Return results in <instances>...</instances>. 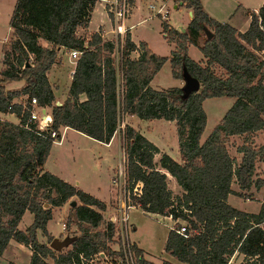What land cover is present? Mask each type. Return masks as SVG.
<instances>
[{
    "label": "trees",
    "instance_id": "16d2710c",
    "mask_svg": "<svg viewBox=\"0 0 264 264\" xmlns=\"http://www.w3.org/2000/svg\"><path fill=\"white\" fill-rule=\"evenodd\" d=\"M14 1L8 19L10 48L3 50L0 68V112L19 119L0 118V253L13 237L30 247L28 264H93L78 254L85 259L100 250L119 254L107 246L113 224L107 221L101 226V211L107 204L43 168L52 138L38 134L33 123L24 128L27 112L12 102L28 95L39 105H50L51 128L60 131L59 127L69 126L102 142L115 133L123 116L173 121L179 161L163 151L158 162L181 187L176 196L165 172L152 161L158 147L128 122L120 129L128 185L142 182L135 197L141 209L187 221L186 236L167 230L163 248L176 262L163 260L161 264H264V176L252 178L256 160H264V143L255 145L252 140L257 130H264V3L249 12V24L240 32L209 17L200 0H172L192 16L183 31L173 29L166 20L160 22L163 38L174 44L166 57L151 53L143 41L136 46L127 32L120 50L115 40L103 39L97 32L77 35V28L88 23L93 0ZM203 28L211 38L207 39ZM201 34L205 38L197 45ZM189 45H197L202 60L194 62L188 56ZM60 49H76L81 54L65 99L57 104L46 72L59 60ZM116 50L118 62L112 54ZM133 51L137 58L131 57ZM166 61L173 79L182 78L186 70L198 80L199 90L184 97L180 87L153 89L149 82ZM214 66L224 76L217 75ZM6 82L23 85L10 90ZM81 94L84 101L78 100ZM214 97L233 101L200 140L206 125L202 102ZM234 134L242 135L235 164L227 147ZM233 178L242 191H236L240 196L251 186L263 187L257 210L228 203L227 194H235ZM70 197L79 203L70 205L65 226L75 223L78 233L67 248L54 250L49 247L52 236L46 224L52 207ZM24 210L32 214V222L19 229ZM38 232L45 241L38 239ZM131 247L139 264H147L142 250L135 243ZM237 252L242 260L230 262ZM7 264L18 263L9 260Z\"/></svg>",
    "mask_w": 264,
    "mask_h": 264
},
{
    "label": "rangeland",
    "instance_id": "374dc122",
    "mask_svg": "<svg viewBox=\"0 0 264 264\" xmlns=\"http://www.w3.org/2000/svg\"><path fill=\"white\" fill-rule=\"evenodd\" d=\"M12 0H0V68L4 65L2 62L3 59V50H9L10 40H11V33L8 28V15L10 10V3ZM176 18L171 19V22H175L178 20V15L175 13ZM153 16L154 13H153ZM185 16V15H184ZM180 17V16H179ZM157 25H158V17H154V19L147 21L146 23V30L147 34L151 39V43L154 46H158L159 44V34H157ZM80 32V31H79ZM5 36V39L3 38ZM79 36H82L81 34ZM7 38V41H6ZM204 35L201 34L200 39L196 41V44H201L204 40ZM163 42V41H162ZM42 46H45V43L40 41ZM165 44L162 43L159 45L157 52H160V55L168 54L169 52L166 49ZM197 45H195L197 47ZM198 51V50H197ZM191 57L195 59L196 53L190 50ZM200 53V51H198ZM115 56V61L118 62L120 60V53L119 50L113 51ZM201 54V53H200ZM60 57V56H59ZM61 60L57 61L55 64L56 68L48 71V78L50 79L53 88H55V94H59L58 90L61 89V86L66 83V80L69 78L68 68L69 66L67 62L63 64V58L60 57ZM63 62V63H62ZM58 69V70H56ZM214 71L219 76H224V72L222 69H219L217 66H214ZM56 72H59V75H56ZM59 76V77H57ZM54 78L57 80L54 82ZM181 80V87L183 86L182 78H177ZM119 82V80H118ZM22 83V82H21ZM176 81L171 77L169 71V64L166 62L162 68L159 69L157 77L152 82L153 88H158L156 85H160L162 88H172L176 86ZM22 84L17 82L5 83V86L8 89H19ZM160 88V87H159ZM158 88V89H159ZM25 98L21 97L18 99H13L21 101ZM55 102L58 100H63V97L56 96L54 98ZM231 98L228 97H214L205 99L203 101V107H205V111L207 114V122L204 128V132H202V137L208 134L211 128L215 125V122L221 118V116L225 113V111L230 107ZM50 107V105H49ZM2 113V112H1ZM0 113V117H3V114ZM123 119V118H122ZM10 121H17L15 116H10ZM128 123L135 128H140V132H142L148 139L153 140L157 144L160 143H167L173 146V140L176 138V130L175 126L173 125V121L166 120L163 118L157 119L153 118L151 120H144L139 119L133 116L131 119L128 120ZM149 125V128L146 126ZM143 130V131H142ZM255 145H259L264 143V130H259L258 132L254 133L252 138ZM121 131L116 132L115 136V145L112 144L111 146H104L94 143L93 141H89L87 138H83L82 136L71 132L68 130L66 138L63 140L62 144L54 145L53 149L50 151V156L55 157V162L62 173L67 179H80L79 183L84 186L85 188L89 189H97L100 190V193H104L106 188H109V191L112 192L114 195L113 190V183L108 182L107 175L103 174V168L100 166L95 174L94 170L97 165H102V161L104 160L105 154H111L112 156L114 153L117 156L115 160V166L119 164L122 158V145H121ZM242 143V135L234 134L231 138L227 141V147L230 157L234 160V164L238 161L237 159L240 157V152L236 150V146ZM117 147V148H116ZM53 150H55L53 152ZM53 152V153H52ZM94 154L93 160L87 158V155ZM90 156V155H89ZM174 159L179 161L178 152L177 150L174 152ZM81 166V167H80ZM113 169V170H114ZM82 175H85L81 177ZM76 176V177H75ZM255 176H264V160L257 159L255 162V166L253 169L252 178ZM168 187L171 190L172 196L179 195L182 191L181 188H178L176 191L174 186L171 185L170 180L167 183ZM231 187L235 191V194H231L228 199V203H230L234 207H238L240 209H244L246 211H253L256 210L258 203L262 199V190L263 187L256 189L255 187L251 186L247 191L243 192L245 196H240L236 194V191H240L236 179H232ZM242 192V191H240ZM69 199H74L77 203V199L75 197H70ZM111 201L106 205V209H112L115 205L114 198L110 199ZM69 201L64 203L62 206H54L52 207V214L53 216L50 218L49 226L53 231L58 232L55 236L58 239H63L64 237H73L78 233L75 223H70L69 225L65 226L66 224V215L69 213ZM108 215V214H107ZM106 214H102V227L106 223ZM128 218L129 223L132 225V228L128 230V237L131 242L135 243L137 247L142 250L143 255L148 259V264H161L163 260H168L171 262H176V259L173 255L169 254L167 251L164 250V241L166 238V232L168 230V224L170 220L167 217H160L159 215H154L142 211L141 208L134 207L128 210ZM38 239L45 241L46 239L44 236L38 232L37 236ZM69 246L66 245L61 249H65ZM10 247H7L5 251L2 253L1 258L4 256L9 255ZM50 262L51 259H48ZM2 264V263H1Z\"/></svg>",
    "mask_w": 264,
    "mask_h": 264
},
{
    "label": "crops",
    "instance_id": "0c3cea01",
    "mask_svg": "<svg viewBox=\"0 0 264 264\" xmlns=\"http://www.w3.org/2000/svg\"><path fill=\"white\" fill-rule=\"evenodd\" d=\"M130 2H131V10H130V14L128 15L129 17L127 18V20L125 22V25L127 27L129 26V28L127 29L126 32L130 35L131 41L136 46L138 45L139 41H143L146 44L148 50L151 53H154L157 56L160 55V52H157V50L159 48V45L164 43L165 44L164 46H166V49H167V51L169 53L168 54H164V55H160V56L168 57L170 55L171 51L174 50V44L167 43L165 41V39L163 38V34H161L160 22L162 20H166L168 22V24L170 25V27H172L173 29H175V30L177 29V30H182L183 31L185 29L186 25L188 24V22L191 19V16L189 15L190 11L187 8H185L183 5H178L176 3L174 4L172 0H130ZM14 3H15L14 0H12V2L10 3V6H9L10 10H9L8 19H9V16L11 15ZM200 3H201V6H202V9L204 10V12L206 14H208L209 17L214 18L215 20H217V21H219L221 23H227L230 26L234 27L237 31L243 32L247 28V26L249 24V20H250V13L249 12L250 11H256L257 8L262 3H264V0H200ZM161 5L163 6V9L166 10V19L162 18L161 15H159V14L153 16V13ZM175 13L178 15V20L176 22H175V20H174V22H171V19H175L176 18ZM156 16L158 17V25H157L156 32H157V34H159V38L160 39H159V43H158L159 45L158 46H155V45L153 46L152 43H151V39H150V37L147 34V30H146L145 26H146L147 21H149V20L152 21V19H154V17H156ZM8 22H9V20H8ZM109 27H110V21H109L108 17L103 12H101L99 7H94L92 9V11L89 12L88 23L85 26H83V28H80V27L77 28L76 34L77 35L81 34L82 36L88 37V35L90 33H94V32L99 31L101 33L104 32V34L106 36H110L108 34ZM9 31H10V29H9ZM200 36H199L198 39H200ZM191 49H192V51H194L196 53L197 57L195 59H193L191 57V54H190L191 53L190 52ZM197 50H198L197 47L193 46V45H189L187 47L188 56L194 62L195 61H200V60L203 59L202 55ZM66 51L63 50V49H60L58 55L61 58H63L62 59V61L64 62V63L62 62L63 64H65L67 62V64L69 65V66H67V68H68V73H70V74H69V78L66 80V83L63 85V87L61 86V89L58 90V92H59L58 95L55 94V92H54L55 88H53V85H55V84L52 85L50 79L48 78V74H47L48 71L52 70L53 68H56L55 67L56 63L52 64V66L46 72L47 78H48L49 83H50V85L52 87V92L54 93V96L55 97L56 96H60V98L63 97V100H58L57 99L56 102H58V103L63 102L64 99H65V96L67 94V92H66L67 91V87H68L69 82L71 80L72 69H73V66H74V64L72 65V64H70L67 61ZM60 57H59V60H61ZM131 57L132 58H137L138 57L137 51L131 52ZM162 66L160 68H162ZM159 69H158V72H159ZM56 70H58V69H56ZM158 72L152 78V80L149 82V85L152 88H153L152 82L155 79V77H157ZM58 73L59 72H56V75H59ZM170 74H171V71H170ZM57 77H59V76H57ZM56 80H57V78H54V82ZM175 81L177 82L175 87H181V80L180 79H175ZM17 83L22 84L21 82H17ZM156 87L162 88L160 85H156ZM153 89H156V88H153ZM78 100L79 101H84L85 100V96L83 94L79 95ZM232 101H233V99H231V103H232ZM202 107H203V102H202ZM203 108H204V111H205V107H203ZM205 114H206V111H205ZM12 115H10V112H7V113L3 114V117L10 119V116H12ZM132 117L133 116H123L122 123L128 122V120L131 119ZM142 119L147 121V120H151L153 118H142ZM206 122H207V114H206L205 124H206ZM59 128H60V130H63L62 126L59 127ZM146 128H149V125H147ZM68 130H71V132L73 131V133L78 134V135L82 136L83 138H87V139H89V141H93L94 143H97L99 145L111 146L112 144L115 145L116 132L117 133L120 132V129L117 128L115 133H113V135L107 141L102 142V141H99V140H97V139H95L93 137H90L87 134L85 135L84 133H82V132H80V131H78V130H76L74 128H71L69 126L65 127V129L63 130L61 142L60 143L51 142L49 152H48V154H47V156H46V158H45V160L43 162V168L45 170H47L48 172H52L53 174H55L56 176H58L59 178L63 179L64 181H66L68 183L70 182V183H73V184L77 185L82 190H84L86 193H90L91 195L95 196L99 200H102L103 202H105L108 205V203L111 201L110 199L114 198L112 192L109 191V188L108 189L106 188V191H104V193H100V190H98V188L97 189H89V188L87 189L84 186H82L79 183L80 179H78V178L73 179V180H71L70 178L67 179L65 176L62 175V173L58 169V167L56 165V162H55V157H51L50 156L51 149H53V147H55L54 145L62 144L63 140L66 138ZM138 130L140 132L141 129L138 128ZM258 131L259 130H257L256 132H258ZM202 132H204V129H203ZM140 133L143 134L142 132H140ZM204 137H202V133H201L200 140H202ZM230 138H231V136H230ZM150 141L153 144H155L158 147V149H159L158 152L154 153V155L152 157V161L154 162V164H155L157 169H160V170L165 172V175H166L165 180H167V183H168V180H170L171 185L175 187L174 189L176 191H178V188L180 189L181 187H179V185L176 183V180H174V178L164 168H162V167L160 168L159 162H158V158L160 156V153L163 152V151L168 153L173 159L175 158L174 157V152L177 150L176 138L173 140V143H174L173 146H171V145H169L167 143L157 144L153 140H150ZM54 151L55 150H53V152ZM89 155H87L88 160L89 159L93 160L94 154H89ZM116 156H117V151H116V154L114 153L113 156L111 154H105L104 160L101 163L102 165H97L96 166V168L94 170L95 174L97 173V170L101 166L103 168V174L102 175H105V177L107 175V179H108V182H109L110 176H111V174L113 172V169H114V166H115ZM174 160H176V159H174ZM98 171H101V169H99ZM83 176H85V175H82L81 177H83ZM231 194L232 193L227 194V196H226L227 197V201H228L229 196ZM259 203L257 205V208L259 206ZM257 208H256V210H257ZM52 216H53V214H52ZM31 220H32V214L28 210H24L22 215H21V217H20V219L18 220L17 227L19 229H24L27 225H29L32 222ZM49 222H50V219L48 220V222L46 224V229H47L48 233L50 235H52V234L53 235H55V234L57 235L58 232L53 231V229L50 228ZM132 227H133V224H132ZM38 237H40V235ZM7 247H10V253H9V255L4 256V258H1V256H0V264L1 263L2 264H7V262L9 260H12V261H14V262H16L18 264H28L29 263V260H30L29 256H30V253H31V249H30V247L27 244L19 242L15 238L10 237L8 239L4 249L0 253V255H2V253L5 251V249H7ZM142 255H143V253H142ZM143 257L146 258L144 255H143ZM242 258H243V255L241 253L237 252V253L232 255V257L229 259V261L232 262V263H237V262L241 261ZM146 260L148 262L147 258H146Z\"/></svg>",
    "mask_w": 264,
    "mask_h": 264
},
{
    "label": "built area",
    "instance_id": "2783aa9c",
    "mask_svg": "<svg viewBox=\"0 0 264 264\" xmlns=\"http://www.w3.org/2000/svg\"><path fill=\"white\" fill-rule=\"evenodd\" d=\"M94 7H99L101 12H103L110 21V27L108 29V34L110 36H106L104 32L101 33L97 31V33L103 39L115 40L120 50L123 44V38L125 36L124 33L129 28V26L127 27L125 25V22L129 17L128 15L130 14L131 10L130 0H93V5L90 11H92ZM157 14L166 19V10L163 9L162 5L154 12V15ZM3 38L5 39V36ZM80 54L81 52L76 49L67 50V61L72 65L75 64V61L80 56ZM29 58L31 59V56H29ZM12 102L21 106L20 111L22 113L24 111L27 112L26 118L22 123L24 128H29V124L33 123V127L37 130L38 134L43 135L44 137L50 136L52 138L51 142H61L63 130L67 126H62L63 130L60 131H57L55 128H51L49 126L52 120V114L49 106L39 105L35 97H29L28 95H25V98L21 101L12 100ZM13 116L15 115L13 114ZM18 119L19 118H17V121ZM118 126L119 129L123 128L122 121ZM109 180L113 183L112 185L114 190L113 196L115 205L112 209L101 211V215L108 214L106 223L107 221H111L113 224V230L109 235V239L107 240V246L110 248V250L116 251L119 254H107L106 252L100 250L89 254L88 259H85L83 256H81V254H78V256L81 257L82 261L91 262L93 264H139L138 256L131 247L133 242H131L128 237V230L129 228H132V225L129 223L128 210L134 207L141 208L139 203L135 200V197L139 196L141 192L142 182L137 180L131 188L129 187L126 175L125 155L123 154V150L121 161L116 165ZM147 213L159 215L153 212ZM159 216L167 217L170 220L168 229H174L178 234L186 236V220L173 219L170 214ZM176 223L178 226H176Z\"/></svg>",
    "mask_w": 264,
    "mask_h": 264
},
{
    "label": "water",
    "instance_id": "95a60500",
    "mask_svg": "<svg viewBox=\"0 0 264 264\" xmlns=\"http://www.w3.org/2000/svg\"><path fill=\"white\" fill-rule=\"evenodd\" d=\"M189 15L191 13L189 12ZM182 31V30H180ZM203 33H205L207 39L211 38V33H209L206 29L203 28ZM182 81H183V86L180 87L183 91V96L186 97L189 93L191 92H196L199 90V82L195 78H192L186 70H183L182 73ZM58 104V102H56ZM69 206L70 205H76L77 202L74 199H69ZM52 240L49 242V247L54 250H59L62 247L68 245L71 241L72 238L69 237H64L63 239H58L55 236H52Z\"/></svg>",
    "mask_w": 264,
    "mask_h": 264
}]
</instances>
